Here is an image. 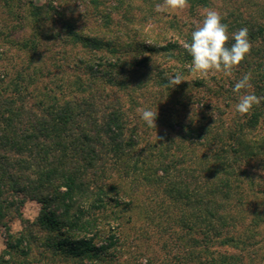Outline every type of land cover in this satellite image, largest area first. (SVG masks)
Here are the masks:
<instances>
[{
  "label": "rangeland",
  "instance_id": "obj_1",
  "mask_svg": "<svg viewBox=\"0 0 264 264\" xmlns=\"http://www.w3.org/2000/svg\"><path fill=\"white\" fill-rule=\"evenodd\" d=\"M162 2L0 0V97L10 95L21 85L30 105L37 101L39 94L81 92L84 86L79 85L80 80L89 73L123 69L124 76L128 75L127 88L102 85L100 88L118 96L125 108L134 107L128 113L132 124L145 130L140 144L143 153L154 152L153 146L158 144L161 148L168 144L169 153L174 155L187 152L181 166L182 178L192 173L200 177L207 167L201 164L203 155L211 157V146L206 139L228 138L226 126L230 124L234 129L231 123L240 119L241 115L235 112L238 96L232 89L246 70L240 65L231 77L217 73L200 78L191 71V60L181 61L186 50L183 45L190 42L191 32L207 9L221 14L230 37L239 29L247 28L249 23L264 26V0H209L207 6H192L189 1V7L180 12L155 11V5ZM73 33L96 38L108 46L95 50L76 40ZM110 62H118V66ZM177 73L187 81L168 87V78ZM254 88L253 85L252 91ZM138 108L158 112L156 128L148 127L141 120ZM201 122H207L210 135L191 131L182 140L184 131L189 132ZM260 123L264 135V120ZM263 135L256 139L263 141ZM230 141L234 143L235 137ZM158 154L160 150H156L155 155ZM256 155L249 163H238L245 172L234 180L237 201L230 211L235 219L229 221L228 235L237 233L241 237H237V243L227 245L216 243L221 239L215 238V244L209 249L211 253L197 258L195 254L191 258L190 254L203 239L189 227L195 225L194 203L172 202L165 190L166 183L162 188L145 181L138 184L131 182L129 176L124 178L116 173L115 182L123 180L126 188L130 184L134 187L131 196L136 205L120 214L125 222L122 245L114 251L116 259L111 264H219V257L224 256L228 264H264V172L261 171L264 154ZM170 171L176 174L173 167ZM43 212L44 206L34 199H28L23 207L24 217L31 221ZM180 216L189 218L187 225L176 221ZM20 230L21 222L13 221L9 232L17 236ZM6 242L8 229L0 226V257L15 264L17 257L23 256L14 252L11 258L4 253ZM32 262L81 263L70 259L56 263L48 259Z\"/></svg>",
  "mask_w": 264,
  "mask_h": 264
},
{
  "label": "trees",
  "instance_id": "obj_2",
  "mask_svg": "<svg viewBox=\"0 0 264 264\" xmlns=\"http://www.w3.org/2000/svg\"><path fill=\"white\" fill-rule=\"evenodd\" d=\"M189 1L192 6H207L209 0ZM247 29L252 48L241 69L252 74L254 93L264 96V26L249 23ZM73 36L95 50L108 46L96 38ZM229 41L228 46L234 43L231 37ZM190 60L184 50L181 61ZM110 64L118 66V62ZM123 73V69L89 73L80 80L79 85L84 86L81 92L39 94L30 105L21 85L0 97V226L8 229L4 253L11 258L14 252L23 256L17 257L15 264L43 259L111 264L116 259L114 251L122 245L125 222L120 214L136 205L131 196L134 187L130 184L126 188L123 180L115 182L116 173L138 184L145 181L161 187L166 183L172 202L194 203L195 225L189 227L197 231L203 243H194L198 248L188 253L191 258L193 254L197 258L211 253L215 238L221 239L216 243L227 245L241 237L228 235L229 221L235 219L230 211L237 201L234 180L245 172L238 163H249L256 154H264V140L256 139L263 135L260 121L264 120V100L253 106L250 114L231 123L234 129L226 126L228 138L206 139L211 157L203 155L201 164L208 168L200 177L192 173L182 178L187 152L174 155L169 153L168 144L162 148L158 144L153 146L154 152L143 153L140 144L145 130L132 124L129 113L134 107L125 108L118 96L100 88H127L128 75ZM207 125L201 122L189 132L183 130L182 140L191 131L210 135ZM233 137L234 143L230 141ZM156 150H160L157 156ZM28 199L44 206L43 214L33 221L23 214ZM187 219L180 216L176 221L187 225ZM15 220L21 222L17 236L9 232ZM11 263L0 257V264ZM221 263L228 264L225 256L219 257Z\"/></svg>",
  "mask_w": 264,
  "mask_h": 264
},
{
  "label": "clouds",
  "instance_id": "obj_3",
  "mask_svg": "<svg viewBox=\"0 0 264 264\" xmlns=\"http://www.w3.org/2000/svg\"><path fill=\"white\" fill-rule=\"evenodd\" d=\"M188 7L189 0H163L162 3L155 5V11L161 13L167 11L180 12ZM231 38L234 43L228 46L230 39L228 25L222 22L221 14L213 9L205 10L202 14V20L196 24L191 32L190 42H185L183 45L192 57L191 71L198 74L200 78H208L217 73L231 77L233 71L240 66L252 48L247 28H241L232 33ZM251 80L252 74L250 72L245 73L236 81L232 89L238 96L235 112L241 116L250 114L253 106H258L264 100V96H257L252 91ZM183 81L187 80L177 73L168 78L167 86L174 88ZM137 113L148 127L156 128L157 111L149 108H138ZM212 115L215 116L214 113ZM261 171L264 172V169Z\"/></svg>",
  "mask_w": 264,
  "mask_h": 264
}]
</instances>
